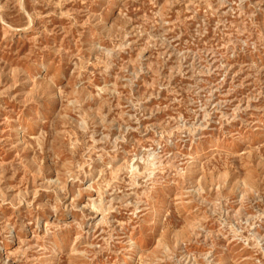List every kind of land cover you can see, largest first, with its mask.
<instances>
[{"label":"rangeland","instance_id":"obj_1","mask_svg":"<svg viewBox=\"0 0 264 264\" xmlns=\"http://www.w3.org/2000/svg\"><path fill=\"white\" fill-rule=\"evenodd\" d=\"M0 264H264V0H0Z\"/></svg>","mask_w":264,"mask_h":264},{"label":"bare ground","instance_id":"obj_2","mask_svg":"<svg viewBox=\"0 0 264 264\" xmlns=\"http://www.w3.org/2000/svg\"><path fill=\"white\" fill-rule=\"evenodd\" d=\"M135 247H137V244L135 245Z\"/></svg>","mask_w":264,"mask_h":264}]
</instances>
